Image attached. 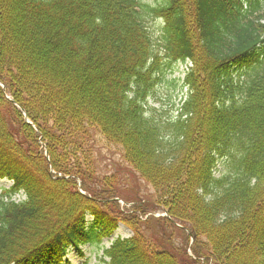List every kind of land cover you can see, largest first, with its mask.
I'll list each match as a JSON object with an SVG mask.
<instances>
[{
	"label": "trees",
	"instance_id": "obj_1",
	"mask_svg": "<svg viewBox=\"0 0 264 264\" xmlns=\"http://www.w3.org/2000/svg\"><path fill=\"white\" fill-rule=\"evenodd\" d=\"M157 47L189 65L171 113ZM0 84V264H58L119 223L103 264H264V0H0ZM98 138L155 204L120 208Z\"/></svg>",
	"mask_w": 264,
	"mask_h": 264
},
{
	"label": "rangeland",
	"instance_id": "obj_2",
	"mask_svg": "<svg viewBox=\"0 0 264 264\" xmlns=\"http://www.w3.org/2000/svg\"><path fill=\"white\" fill-rule=\"evenodd\" d=\"M142 4L149 6H157L162 4L163 0H140ZM149 27L152 30L158 29V22H149ZM156 52L159 53L156 48ZM160 55V53H159ZM161 63L165 61L164 56L160 55ZM164 65L166 64L163 62ZM188 65L179 64L175 66H168L165 68L166 80L159 86L155 91V99L150 101V105L153 108H160L164 111L171 113L175 112V108L180 105L184 100L186 90L182 89L179 93L175 91L174 86L176 81L180 86L181 80L186 72ZM96 144L93 150V158L95 162V168L98 171V176L104 179H111V182L119 186L121 189H130L127 191H136L135 194L138 198L144 199L150 204L153 203L156 198L153 192V189L144 183L140 177L123 161L122 152L119 148L107 145L105 142L101 141ZM97 140V141H98ZM11 187V183L5 180L0 181V193L3 190H8ZM132 190V191H131ZM124 192V196H132L130 192ZM12 201L18 202L23 200V196H15L11 199ZM123 205V204H122ZM88 224L92 221L90 217L86 218ZM130 236V232L127 231L124 227L120 226L118 230L112 235L111 238L120 237L126 239ZM112 241H102L100 244V249L96 250L93 246H84L81 250L83 257H80V254L77 251L70 252L69 257L64 258L61 264H103L102 263V254L103 250L107 249L109 244ZM191 242L189 243V246ZM189 246L186 247V253L188 256L192 257V252L190 251ZM194 258V257H193ZM107 261L106 259H103Z\"/></svg>",
	"mask_w": 264,
	"mask_h": 264
}]
</instances>
